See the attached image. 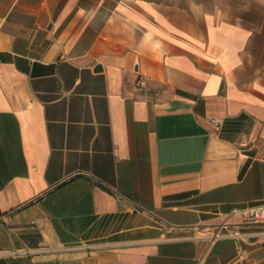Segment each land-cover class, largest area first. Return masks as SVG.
Returning a JSON list of instances; mask_svg holds the SVG:
<instances>
[{
  "label": "crops",
  "instance_id": "crops-1",
  "mask_svg": "<svg viewBox=\"0 0 264 264\" xmlns=\"http://www.w3.org/2000/svg\"><path fill=\"white\" fill-rule=\"evenodd\" d=\"M262 202L264 0H0V264H264Z\"/></svg>",
  "mask_w": 264,
  "mask_h": 264
},
{
  "label": "built area",
  "instance_id": "built-area-1",
  "mask_svg": "<svg viewBox=\"0 0 264 264\" xmlns=\"http://www.w3.org/2000/svg\"><path fill=\"white\" fill-rule=\"evenodd\" d=\"M140 82L141 84H144L145 81L141 80ZM231 215L239 216L245 222L264 224V202L245 207H234L231 210ZM222 226L228 227V222L224 220L214 229H208L207 227V230L211 232V234L208 235L211 241H214L225 234L221 230ZM235 233H238V231H236Z\"/></svg>",
  "mask_w": 264,
  "mask_h": 264
},
{
  "label": "water",
  "instance_id": "water-1",
  "mask_svg": "<svg viewBox=\"0 0 264 264\" xmlns=\"http://www.w3.org/2000/svg\"><path fill=\"white\" fill-rule=\"evenodd\" d=\"M101 67H102L101 64L97 65V69H101Z\"/></svg>",
  "mask_w": 264,
  "mask_h": 264
}]
</instances>
